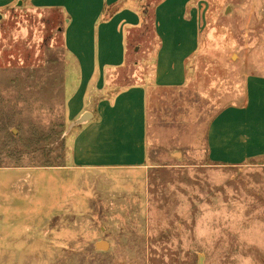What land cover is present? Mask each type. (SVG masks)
I'll use <instances>...</instances> for the list:
<instances>
[{
  "label": "rangeland",
  "instance_id": "rangeland-1",
  "mask_svg": "<svg viewBox=\"0 0 264 264\" xmlns=\"http://www.w3.org/2000/svg\"><path fill=\"white\" fill-rule=\"evenodd\" d=\"M202 2L187 84L150 85L141 168L74 165L67 105L80 72L63 15L0 11V264H264V161L217 166L206 145L247 75H264V0ZM153 28L129 39L120 83L149 79Z\"/></svg>",
  "mask_w": 264,
  "mask_h": 264
},
{
  "label": "crops",
  "instance_id": "crops-1",
  "mask_svg": "<svg viewBox=\"0 0 264 264\" xmlns=\"http://www.w3.org/2000/svg\"><path fill=\"white\" fill-rule=\"evenodd\" d=\"M27 4L62 13L63 40L80 82L68 101L77 125L73 163L79 168H141L148 163L150 85L181 88L199 50L202 0H0V11ZM151 22L155 50L149 79L120 83L129 64V39ZM138 48V47H136ZM124 74V73H123ZM207 155L217 166L264 161V75L249 74L243 100L220 110L208 125Z\"/></svg>",
  "mask_w": 264,
  "mask_h": 264
},
{
  "label": "water",
  "instance_id": "water-1",
  "mask_svg": "<svg viewBox=\"0 0 264 264\" xmlns=\"http://www.w3.org/2000/svg\"><path fill=\"white\" fill-rule=\"evenodd\" d=\"M0 18H1V15H0ZM89 115H90L89 113H86V114L82 115L79 119L73 121L70 125L71 128H73L74 126L85 123L89 119ZM97 247L105 249L107 247V244L102 241V242L97 244ZM198 264H205V256L203 254H199Z\"/></svg>",
  "mask_w": 264,
  "mask_h": 264
}]
</instances>
